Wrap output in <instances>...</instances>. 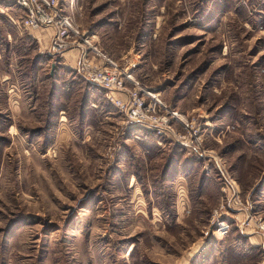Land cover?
<instances>
[{"label": "rangeland", "instance_id": "rangeland-1", "mask_svg": "<svg viewBox=\"0 0 264 264\" xmlns=\"http://www.w3.org/2000/svg\"><path fill=\"white\" fill-rule=\"evenodd\" d=\"M60 3L213 158L125 126L0 0V264H264V0Z\"/></svg>", "mask_w": 264, "mask_h": 264}, {"label": "built area", "instance_id": "built-area-1", "mask_svg": "<svg viewBox=\"0 0 264 264\" xmlns=\"http://www.w3.org/2000/svg\"><path fill=\"white\" fill-rule=\"evenodd\" d=\"M1 1L19 9L22 13L19 20L23 29L53 31L49 43L51 53H61L75 46L83 48L77 61V73L85 82L105 90L107 100L121 115L125 126L140 127L150 131L155 137H168L183 145L192 144L193 152L199 157L213 158L200 148L199 141L193 138L191 128L177 113L163 105L156 93L141 87L129 72V67H119L91 43L82 39L72 18L63 10L60 0ZM177 126L186 131L184 135L178 133ZM217 169L224 178L218 163ZM224 181L228 192L236 194L234 184L228 179Z\"/></svg>", "mask_w": 264, "mask_h": 264}, {"label": "crops", "instance_id": "crops-1", "mask_svg": "<svg viewBox=\"0 0 264 264\" xmlns=\"http://www.w3.org/2000/svg\"><path fill=\"white\" fill-rule=\"evenodd\" d=\"M48 30H50V29H48Z\"/></svg>", "mask_w": 264, "mask_h": 264}, {"label": "bare ground", "instance_id": "bare-ground-1", "mask_svg": "<svg viewBox=\"0 0 264 264\" xmlns=\"http://www.w3.org/2000/svg\"><path fill=\"white\" fill-rule=\"evenodd\" d=\"M181 119V118H180Z\"/></svg>", "mask_w": 264, "mask_h": 264}]
</instances>
